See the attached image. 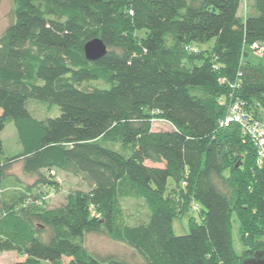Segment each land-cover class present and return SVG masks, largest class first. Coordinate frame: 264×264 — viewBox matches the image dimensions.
<instances>
[{
    "label": "trees",
    "instance_id": "trees-1",
    "mask_svg": "<svg viewBox=\"0 0 264 264\" xmlns=\"http://www.w3.org/2000/svg\"><path fill=\"white\" fill-rule=\"evenodd\" d=\"M11 1L0 33V191L16 164L35 181L21 210L0 199V253H14L13 264H130L92 254L90 234L143 264H242L264 251V166L238 125H219L222 97L264 114V66L243 61L245 46L264 44V0L243 18L242 0ZM94 39L106 54L88 61ZM29 100L59 115L36 119ZM154 121L171 130L153 131ZM8 123L13 153L1 138ZM54 171L86 192L46 210L36 188ZM128 199L143 202L145 222H125ZM191 201L201 224L176 236ZM233 217L249 248L242 259Z\"/></svg>",
    "mask_w": 264,
    "mask_h": 264
},
{
    "label": "rangeland",
    "instance_id": "rangeland-1",
    "mask_svg": "<svg viewBox=\"0 0 264 264\" xmlns=\"http://www.w3.org/2000/svg\"><path fill=\"white\" fill-rule=\"evenodd\" d=\"M13 4L11 0H1L0 2V33L10 23L12 18ZM252 11L251 0H242L238 15L240 18L246 17ZM140 33V32H138ZM136 36H138L136 34ZM214 41L211 40L204 44H199L197 48L200 51H208L213 46ZM243 61L248 62L250 65L264 66V54L257 55L249 46L244 47ZM101 86L102 84H98ZM27 109L31 115L36 119H43L47 117H57L59 110L56 106H47L40 104L34 100L27 102ZM152 130L155 132L170 131L171 126L162 121H154L152 123ZM1 138L4 141L6 153H13L16 150L13 138H15V129L12 123H8L4 128ZM151 165V164H148ZM226 174V172H225ZM43 176L47 177L48 173L43 172ZM35 178L27 176L22 173L21 165L16 164L9 171V176L3 181L0 199L4 200L7 207L11 210H21L23 208V191L27 188H32ZM47 183L38 185L36 190L40 192L37 195V200L44 204V209H53L64 204L67 199L78 192H86L84 184H82L77 178L69 175H65L59 171H54L51 177L46 180ZM174 183L173 180L169 181V184ZM42 197V198H41ZM32 204V203H30ZM122 208L124 211L125 222L128 225H136L145 222L147 219V210L141 200L128 199L122 201ZM35 206V205H34ZM35 208V207H34ZM189 208L193 211L188 212L181 218H176L172 223L173 233L176 236L185 235L188 233V229L191 223L196 225L201 224V218L198 213L197 204L195 201H191ZM183 211V210H182ZM197 211V212H195ZM201 214V213H200ZM238 222L233 217L231 227V239L232 248L236 256L240 259L244 257L246 253H249V248L244 245L240 232L238 229ZM87 249L94 255L101 258L107 256H113L116 259H124L130 262V264H143L141 259L128 247L115 243L107 238L104 234H90L86 237L85 241ZM15 254L12 252L0 253V264H13Z\"/></svg>",
    "mask_w": 264,
    "mask_h": 264
},
{
    "label": "built area",
    "instance_id": "built-area-1",
    "mask_svg": "<svg viewBox=\"0 0 264 264\" xmlns=\"http://www.w3.org/2000/svg\"><path fill=\"white\" fill-rule=\"evenodd\" d=\"M251 50L257 55L264 54V44L255 43ZM219 104L224 107V117L220 120V127L236 124L243 134H246L256 152V163L264 166V114L258 115L245 108L243 101L230 97H222Z\"/></svg>",
    "mask_w": 264,
    "mask_h": 264
},
{
    "label": "water",
    "instance_id": "water-1",
    "mask_svg": "<svg viewBox=\"0 0 264 264\" xmlns=\"http://www.w3.org/2000/svg\"><path fill=\"white\" fill-rule=\"evenodd\" d=\"M106 54V48L100 39H94L84 45V55L88 61H96ZM242 264H264V251H256L245 258Z\"/></svg>",
    "mask_w": 264,
    "mask_h": 264
}]
</instances>
